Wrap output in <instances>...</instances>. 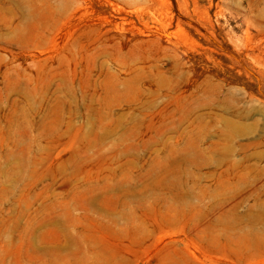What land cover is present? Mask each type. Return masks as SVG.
Here are the masks:
<instances>
[{"label":"rangeland","instance_id":"374dc122","mask_svg":"<svg viewBox=\"0 0 264 264\" xmlns=\"http://www.w3.org/2000/svg\"><path fill=\"white\" fill-rule=\"evenodd\" d=\"M0 264H264V0H0Z\"/></svg>","mask_w":264,"mask_h":264}]
</instances>
